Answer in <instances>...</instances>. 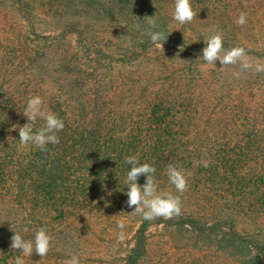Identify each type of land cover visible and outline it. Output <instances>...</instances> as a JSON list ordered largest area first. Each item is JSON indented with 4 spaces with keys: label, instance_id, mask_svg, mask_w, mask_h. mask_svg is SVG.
I'll list each match as a JSON object with an SVG mask.
<instances>
[{
    "label": "rangeland",
    "instance_id": "obj_1",
    "mask_svg": "<svg viewBox=\"0 0 264 264\" xmlns=\"http://www.w3.org/2000/svg\"><path fill=\"white\" fill-rule=\"evenodd\" d=\"M191 7L195 13L192 21L179 25L172 19L173 5L166 2L162 5L149 0L140 4L137 0H0V107L3 105L0 112L10 105L19 110L8 121L9 153L23 155L26 151V144H21L14 133H18L21 109L29 98L39 96L42 109L58 98L57 108L67 107L69 116L76 118L80 110L74 90L80 91L82 97L86 95L85 100L95 95L101 103L95 112L90 108L83 110L82 116L88 113L84 117H93L99 111L103 115L106 108H113L111 95L124 88H172L170 83L179 80L181 71L187 72L189 60L202 65L199 56L205 46L203 41L214 34L222 38L221 57L228 50L241 48L249 67L241 68L240 60L235 64L220 65L216 61L215 66L202 65L211 70L212 76L204 85L207 89L200 105L196 102L192 105L205 117L213 114L217 119L220 114L224 118L227 113L235 116L240 112L241 119L248 122L246 130L260 133L261 141L264 138V0H196ZM242 13L245 23L237 24ZM150 17L155 20V30L174 32V39L166 38L162 51L145 35L150 30ZM180 37L190 46L176 43ZM197 71L195 82L203 79L202 71ZM220 86L226 91L218 103L220 93H212ZM209 95L213 96L212 101ZM209 103L215 107L210 108ZM118 107L129 109L130 105ZM200 140L203 141H198V151H210L212 140ZM69 165L73 182L80 183L76 177L91 181L88 170ZM256 171L263 172L264 166L255 160L242 167V173L248 177ZM247 181L253 185L251 178ZM10 182L6 179L4 184ZM215 185H205L207 189L203 192L206 198L221 201L217 192L224 197L227 193ZM251 185L246 186L245 194L235 193L242 197L240 213L231 201L230 207L204 202L198 207L192 195L172 193L180 201V213L176 216L189 215L203 223L204 230L176 227L169 224L172 217H160V222L145 230L144 250L135 264H264V258H257L254 249V245L264 246V197H259L258 189ZM158 194L167 193L159 188ZM254 196L259 198L256 200ZM21 199L0 196V264H10L13 257L21 255L10 248L13 233L32 239L40 227L46 228L51 238L49 251L41 258L35 253L24 257L25 264H64L72 255L79 257L80 264L127 263L136 241L139 214L123 208L115 214L105 213L99 195L92 194L77 202L78 205L67 199L51 212L32 209L31 204ZM112 203L118 201L113 199ZM118 224L123 228L117 227ZM215 224L218 227L211 228Z\"/></svg>",
    "mask_w": 264,
    "mask_h": 264
},
{
    "label": "trees",
    "instance_id": "obj_2",
    "mask_svg": "<svg viewBox=\"0 0 264 264\" xmlns=\"http://www.w3.org/2000/svg\"><path fill=\"white\" fill-rule=\"evenodd\" d=\"M141 1L145 0H137L139 4ZM149 1L155 4L163 5L166 2L173 5V0ZM192 1L196 0H190V4ZM119 10L130 12L126 9ZM152 10H156L157 15H161L159 10L155 8ZM159 29L164 32L168 40L174 39L173 31ZM177 40L178 44L190 46L186 43L187 40L184 42L181 37ZM188 41L190 42V39ZM187 67L190 75L186 70L181 71L179 80L170 83L172 88L162 87L155 90L146 87L142 89L127 87L123 89L124 91L120 90L112 94L113 108H106L103 115L99 111V114L93 117H84L88 113L82 116V111L85 109L87 111L90 108L93 112L99 109L101 103L99 97L95 95L85 100L86 95L82 97L80 91L77 93L74 90V94H78L76 101H78L77 109L80 110L76 118L69 116L67 107L58 109L55 105L58 98L53 99L43 109L55 113L62 119L64 128L57 133L59 142L47 144L43 151L34 144L28 143L23 155L10 154L11 148L7 144L8 121L19 110L12 105L2 110L0 112V196L13 195L31 204L32 209L38 208L41 211L50 209L51 212V209L59 205L61 207L67 199L78 205L77 202L91 197L92 194L99 195L101 210L105 213L115 214L122 208L132 210L127 206V197L124 194L128 186L126 173L129 168L125 163V157L135 155L139 163H146L155 169L152 180L156 185L157 193L161 188L164 193L171 195L172 193L181 196L190 194L198 207H202V202L212 205L220 203L230 207L228 204L231 201V205L234 203L235 210L240 213L243 209L242 197L235 193L245 194L246 186L251 185L247 178L252 179L251 186L258 189L259 197H264V171H256L251 177L242 173V167L250 160L260 162L264 166V146L260 147L264 144V138L259 141L260 133L246 130L248 122L241 119L240 112L235 116L227 113L224 118L220 114L217 119L213 114L205 117L204 113L195 110V105L192 104L196 102L200 105V98L207 89L204 85L208 84L212 72L191 60L188 61ZM197 70L202 71L203 79L195 82L194 76ZM68 90H72V87H68ZM216 90L214 88L215 93L212 94L220 93L219 96L217 95L220 103L226 90L221 86ZM209 97L212 101L213 96L209 95ZM122 103L130 105V108L118 107L123 106ZM209 106L215 107L211 103ZM23 110L21 109V113ZM26 122L22 114L19 125L23 126ZM43 124L44 121L38 119L33 125V131L43 127ZM196 130L199 131L194 132ZM14 134L18 136V133ZM201 138L212 140L210 142H213V146L210 151H198L200 147L198 141L201 143L203 141L200 140ZM260 150L263 151L261 154L258 152ZM69 164L85 172L88 170L91 181L76 177L80 183L73 182L75 179L72 180V175L69 174L72 168ZM170 165L181 171L186 181V187L182 192H178L168 180L167 169ZM6 179L11 182L4 184ZM144 182L145 178L141 175L137 183L143 185ZM212 184H216V187L221 186L227 193L224 197L220 191L217 192L220 196L219 200L222 198L221 201L206 198L203 191L207 189L206 186ZM192 191L195 193H191ZM212 194L213 191L210 195ZM229 197L232 200L225 199ZM259 197L254 196V199L257 200ZM113 199L118 203L113 204ZM105 204L107 205L103 206ZM172 218L170 225L189 227L196 231L204 230L203 223L190 218L189 215L185 218L179 216ZM139 220V227L135 232V245L127 257L126 264L136 263L144 250L145 230L149 225L160 222V217L152 221H142V218ZM228 222L233 225L231 219ZM217 227L218 225L215 224L211 228ZM254 246L257 258H264V246Z\"/></svg>",
    "mask_w": 264,
    "mask_h": 264
},
{
    "label": "clouds",
    "instance_id": "obj_3",
    "mask_svg": "<svg viewBox=\"0 0 264 264\" xmlns=\"http://www.w3.org/2000/svg\"><path fill=\"white\" fill-rule=\"evenodd\" d=\"M194 15L190 0H173L172 19L179 25L191 22ZM236 23H245L243 13L237 18ZM149 29L145 35L152 45L162 51V45L167 37H165L164 32L155 30L156 24L152 17L149 18ZM203 42L205 46L201 49L199 56L200 60L203 61L202 65L212 64L215 66L216 61H219L220 65L235 64L237 60H240L241 68L249 67L244 62V50L241 48H233L226 51L222 57L220 56L222 38L219 34L211 35ZM22 114L27 122L18 128V141L21 144L31 143L43 151L47 144L59 142L57 133L63 130L64 122L55 113L46 112L42 109V100L39 96H33L26 101ZM38 119L44 121L43 127L33 131V125ZM125 163L129 168L126 173L128 186L124 194L127 197V206L132 208L131 213L139 214L142 221H152L159 217L169 219L179 215V198L171 194L157 193L156 185L152 180V174L155 172L153 167L146 163H139L135 155L126 156ZM141 175L144 176L145 182L143 185H138L137 180ZM167 175L169 182L178 192L184 191L186 181L181 171L170 165L167 169ZM133 206L135 207L133 208ZM117 227L123 228V225L118 224ZM50 240L51 238L44 227L37 229L32 239H24L19 232L13 233L10 248L19 251L21 255L13 257L10 264H25L24 257L29 258L33 253L40 258L46 256L50 248ZM64 264H80L79 257L72 255L64 261Z\"/></svg>",
    "mask_w": 264,
    "mask_h": 264
}]
</instances>
